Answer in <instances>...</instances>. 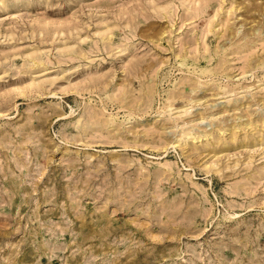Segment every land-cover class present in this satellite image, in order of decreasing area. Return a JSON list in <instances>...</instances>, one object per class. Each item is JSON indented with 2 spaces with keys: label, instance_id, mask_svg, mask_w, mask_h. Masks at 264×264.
<instances>
[{
  "label": "rangeland",
  "instance_id": "obj_1",
  "mask_svg": "<svg viewBox=\"0 0 264 264\" xmlns=\"http://www.w3.org/2000/svg\"><path fill=\"white\" fill-rule=\"evenodd\" d=\"M0 264H264V0H0Z\"/></svg>",
  "mask_w": 264,
  "mask_h": 264
}]
</instances>
